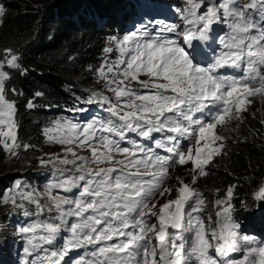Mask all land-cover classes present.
I'll use <instances>...</instances> for the list:
<instances>
[{"label": "snow or ice", "instance_id": "snow-or-ice-1", "mask_svg": "<svg viewBox=\"0 0 264 264\" xmlns=\"http://www.w3.org/2000/svg\"><path fill=\"white\" fill-rule=\"evenodd\" d=\"M186 5L179 17L183 26L162 24L153 34L141 25L122 38H108L115 48L108 46L103 52L117 51L119 58L105 61L97 71L114 99L93 91L82 103L107 106L105 110L115 119L94 118L83 127L71 120L55 121L43 129L47 142L59 145L63 154H45L48 158H38L39 165L51 166L61 176L65 171L78 175L50 184L43 194L48 205L41 203L40 193L22 190L19 183L14 194L0 199L5 206L23 209L24 216L30 215L25 202L34 205L31 214H43L46 208L57 213L53 222L20 229L27 237L29 247L24 253L29 256L42 245H53L62 232L67 234L54 250L44 249L43 256L36 257L38 264H264V242L241 234L232 220L234 186L227 189L226 200H216L218 219L209 218L208 223L216 225L210 229L199 215L205 206L203 193L193 187L210 175L207 166L224 153L226 137L217 133V127L232 120L242 122L252 103L249 98L264 97V0H219L214 4L186 0ZM6 13L0 3V25ZM215 25L226 27L219 38L221 50L202 66L183 44L191 47L193 40L207 41ZM19 60L11 48L0 54V149L13 158H19L21 149L27 152L34 147L19 141L17 102L9 98V93L23 92L7 87L10 73L5 68L21 70ZM227 68L241 70V75L221 74ZM43 95L34 93V97ZM25 107L35 109L37 105L30 99ZM205 110L207 119L199 118L197 114ZM69 111L86 109L74 104ZM128 133L154 147L128 138ZM124 141L128 146H122ZM184 141L189 143L182 147ZM80 151L90 155H80ZM189 163L191 183L177 177L175 189L167 187L170 169ZM53 189L65 193L79 189V198L54 196ZM173 191L174 199L163 204L156 200ZM255 198L264 199V187ZM70 218L76 222L70 223ZM41 230L46 235H39ZM186 233L191 234L190 240ZM89 246L94 249L91 259L70 255ZM234 253H240V258L228 260Z\"/></svg>", "mask_w": 264, "mask_h": 264}, {"label": "trees", "instance_id": "trees-1", "mask_svg": "<svg viewBox=\"0 0 264 264\" xmlns=\"http://www.w3.org/2000/svg\"><path fill=\"white\" fill-rule=\"evenodd\" d=\"M72 1L0 0L7 9L3 24L0 25V54L4 49L11 48L19 55V63L27 70L23 76L16 75L12 85L8 87L23 92V95L9 93L10 99L20 100V96H24V100L17 101L18 137L21 143L34 146L27 152L21 149L19 158L6 156L0 149V171L4 159L11 163L18 160L23 166L38 165V157H43V154L50 150L45 145L44 136L38 131V110L25 107L27 100L32 99L28 96L34 92H43L45 101L52 100L57 103L66 99L65 104L71 102V95L68 96L71 93L82 101L93 91L114 99L113 94L106 90L104 82L98 77L99 67L105 61L111 63L109 56L112 53H104L103 49L114 46L109 45L108 38L113 29L122 25V20L127 15L137 8L146 11L152 7L151 0H143L138 4L135 2V5L129 1L130 3L122 8V0L114 3H109L112 0H87L91 7H94V3L116 7L114 25L108 22L104 26L100 19L93 24H85L79 22L75 15H65L64 11L73 8L77 0L73 3ZM209 1L213 0H205V3ZM22 70L21 67V70L16 72L21 74ZM134 87L138 90L140 88L139 85ZM73 105L67 107V110ZM47 106L51 105L47 103ZM79 107L85 108L86 111L103 110L96 104L81 103ZM84 112H73L71 121L82 118ZM259 115L261 119L256 116L254 123L233 135L231 143L234 145L222 158V170L216 171L218 177L214 186L222 191L228 185L234 186L233 195L236 196L237 208L244 206L255 213L260 211V221L264 222V199L255 198V193L264 186V124L261 123L264 120V107ZM251 126L255 127L253 131ZM254 134L256 135L252 136ZM207 204L216 207L210 201H207ZM210 211L213 212L212 209Z\"/></svg>", "mask_w": 264, "mask_h": 264}, {"label": "clouds", "instance_id": "clouds-1", "mask_svg": "<svg viewBox=\"0 0 264 264\" xmlns=\"http://www.w3.org/2000/svg\"><path fill=\"white\" fill-rule=\"evenodd\" d=\"M75 2V0L72 1V3ZM116 0H112L109 3H114ZM94 3V1H93ZM114 6H111L110 4H107L106 7L103 5H96L94 3V7H91L88 3V1L83 0H77L74 3L73 8H69L68 10L64 11L65 15H75L79 22H85L86 24V18L88 16L91 17V14L93 15V18H95L96 14H98L100 17L99 19L103 22L105 12H110ZM102 17V18H101ZM98 19V20H99ZM94 23V20H92ZM97 20H95L96 22ZM104 24V23H103ZM3 51L1 52V54ZM23 70L25 69L23 65L20 63ZM18 71V70H16ZM13 74L12 80H9V84L7 87H10L12 85L14 78L16 75H25L20 74L16 72ZM241 75V70L238 71L236 76ZM65 92V89L63 90ZM35 93V92H34ZM32 97V100L36 103L37 107L35 109L38 110L37 114L40 118V125L38 128L39 134H42V127L44 123L45 118V110L43 109L44 106H47V103L52 105H59L60 103H63L65 100L58 101L55 103L54 101H45L43 100V97L40 99L44 106L41 108L38 107L37 100L34 98V94L28 96ZM10 98V97H9ZM24 100V96H20V100ZM252 103L250 104V111L243 113V120L242 122H239V125H235L232 129L228 128L225 130L223 137H226V147L224 149V153L222 155H219L218 157L214 158L213 160H217L215 164H211L212 167V173L214 174V179L211 182V180L208 181L209 185H214L215 180L217 179L218 175L216 171H221V165L223 161V157L226 156L227 152L231 149V147L234 145L231 143V140H233V135H237L236 133L242 132L244 127L246 128L247 125H249V120L254 119L256 115H258L259 112H263V108L259 107L257 109V101H263L264 97L261 96H254L249 98ZM20 100H16L20 101ZM30 100V99H28ZM27 100V101H28ZM51 106H48L51 108ZM34 110V109H33ZM244 114L247 116L244 118ZM42 115H44L43 119L41 118ZM43 135V134H42ZM45 145L50 149L48 142L46 141V138L44 137ZM51 151V149L49 150ZM49 152H46L47 154ZM45 154H43L45 156ZM43 156V157H44ZM40 158V156L38 157ZM45 158V157H44ZM47 159V158H45ZM18 160H15L12 162V167L9 169H4V167H1L0 171V199H2L5 196H8L10 194H14L15 192V185L19 183L21 185V189L25 191H32L35 190L36 192L40 193L42 197L46 198L43 194L47 191L48 185L50 183V166L48 167H42L39 165H26L23 166L20 162H17ZM10 162L4 159L1 163ZM206 178L203 179L202 182H205ZM43 199V198H42ZM41 199V202H44V200ZM1 208H0V264H25V261H28L29 264H34L35 256L38 253V250L33 252L31 256L24 253V248L29 247L27 244V237L23 235L20 232V229L25 226H30L33 223H44L42 218L39 216H35V208L34 205L27 204L26 209L29 211V216H24L23 209H14L11 206H5L2 202H0ZM244 210V206L237 208V212L241 214ZM240 211V212H239ZM237 213V214H238ZM241 216V215H240ZM39 235H44V232L41 230L38 233ZM41 243V242H38Z\"/></svg>", "mask_w": 264, "mask_h": 264}, {"label": "rangeland", "instance_id": "rangeland-1", "mask_svg": "<svg viewBox=\"0 0 264 264\" xmlns=\"http://www.w3.org/2000/svg\"><path fill=\"white\" fill-rule=\"evenodd\" d=\"M259 107H262V108L264 107V102L263 101H257V109ZM249 111H250V105L248 106V111H246V112H249ZM259 114H261V112L258 111V115H256V116H258L261 119V115H259ZM246 117L247 116L244 114V118H246ZM239 122L240 121L232 120L229 123H227L225 126H218V134L221 135V136H223V134H224V132H225V130L227 128H228V130L229 129H232L235 125H239ZM254 122H255V118H254V120L253 119H250L249 120V124L250 125L252 123H254ZM251 129L253 131L255 129V127H252L251 126ZM255 135L256 134H254L252 136H255ZM47 154H54V152L53 151H49V153H47ZM44 157L45 158H48L46 155ZM216 161L217 160H213L211 162V164H215ZM1 165L4 167V169H9V168L12 167V163L11 162L1 163ZM175 177H176V175L173 173L171 180H174ZM182 179L184 180L185 183H189L190 184L191 183V179H192V175L189 174V172H185L184 175H183V177H182ZM176 186H177V184L174 186V183H170V187L171 188L175 189ZM175 196H176V193H175V191H173L172 195L171 196H167V197L169 199H173V198H175ZM164 201H165L164 199H161L158 203L159 204H163Z\"/></svg>", "mask_w": 264, "mask_h": 264}, {"label": "bare ground", "instance_id": "bare-ground-1", "mask_svg": "<svg viewBox=\"0 0 264 264\" xmlns=\"http://www.w3.org/2000/svg\"><path fill=\"white\" fill-rule=\"evenodd\" d=\"M112 33V35H117L118 33H117V31L115 30V29H113V31L111 32ZM237 141V140H236ZM263 204V203H262ZM262 211V210H261Z\"/></svg>", "mask_w": 264, "mask_h": 264}]
</instances>
